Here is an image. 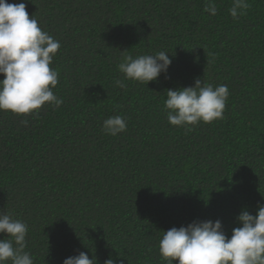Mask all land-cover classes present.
<instances>
[{"label":"trees","instance_id":"obj_1","mask_svg":"<svg viewBox=\"0 0 264 264\" xmlns=\"http://www.w3.org/2000/svg\"><path fill=\"white\" fill-rule=\"evenodd\" d=\"M21 2L61 45L51 67L63 104L0 111V211L27 224L34 264L81 251L98 264H168L163 231L219 219L230 237L241 210L264 205V0L236 19L233 0H212L215 16L210 0H7ZM159 51L172 63L157 81L118 70ZM197 78L228 87L223 118L170 125L166 90ZM115 115L127 128L111 136L103 122Z\"/></svg>","mask_w":264,"mask_h":264},{"label":"clouds","instance_id":"obj_2","mask_svg":"<svg viewBox=\"0 0 264 264\" xmlns=\"http://www.w3.org/2000/svg\"><path fill=\"white\" fill-rule=\"evenodd\" d=\"M248 7L247 0H233L229 9L233 19L238 10ZM206 12L215 16L217 8L210 0ZM242 14V11H240ZM60 42L38 26L33 15L29 18L26 3L9 4L0 0V111L17 116L38 115L42 106L60 107L63 100L53 92L58 84V72L51 67ZM172 63L165 51L133 57L127 55L118 64L125 79L149 83L167 74ZM118 87H124L117 81ZM165 109L172 126L185 127L199 122L211 123L223 118L229 90L226 85L213 87L197 78L194 87L166 90ZM25 125L27 121H22ZM121 115L110 116L103 122V131L116 136L126 131ZM240 225L226 235L222 222L193 221L187 226L163 231L159 253L168 264H264V205H258L255 215L241 210L236 217ZM28 226L11 214L0 211V264H34L27 247ZM63 264H98L93 255L81 251L66 258ZM104 264H115L109 256Z\"/></svg>","mask_w":264,"mask_h":264}]
</instances>
